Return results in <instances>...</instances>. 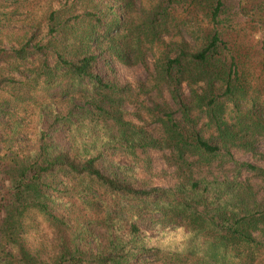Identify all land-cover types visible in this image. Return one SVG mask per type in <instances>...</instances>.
Segmentation results:
<instances>
[{
  "label": "trees",
  "instance_id": "trees-1",
  "mask_svg": "<svg viewBox=\"0 0 264 264\" xmlns=\"http://www.w3.org/2000/svg\"><path fill=\"white\" fill-rule=\"evenodd\" d=\"M244 2L261 41L228 0H0V264H264V167L234 156L264 141Z\"/></svg>",
  "mask_w": 264,
  "mask_h": 264
},
{
  "label": "rangeland",
  "instance_id": "rangeland-1",
  "mask_svg": "<svg viewBox=\"0 0 264 264\" xmlns=\"http://www.w3.org/2000/svg\"><path fill=\"white\" fill-rule=\"evenodd\" d=\"M231 3H233L234 9L231 11L230 16H226V19H228L230 25L234 26V27H238V28H243L245 29L247 38H251V40H253L254 42H258L261 41V39L263 38L262 32L258 31V30H254L253 29V25L250 22V18L247 13V11H245V13L243 14L242 8L245 5L244 0H228ZM180 14V13H179ZM177 15L175 16L177 20H182V19H186V15L185 14H181V15ZM179 22V21H178ZM194 27L195 30H207V24L202 22L200 19L197 18V20L193 19L192 23H191ZM250 34V35H249ZM188 39V38H186ZM151 54L154 53L153 50L150 52ZM152 56H149L147 58V63L149 68H152ZM115 71H116V77L118 78L119 82L121 84H132V86H134L137 83H142V82H146L147 81V87L149 86L150 82L152 81L148 75V72L145 68H143L142 66L138 65H125V64H115ZM167 95H164V98H166ZM159 103V102H158ZM257 155H255L254 157H251L250 154H242L240 152H236L234 153V156L236 158V160L241 161V162H250L254 165L260 166V167H264V141H261L258 143V147H257V151H256ZM149 157L151 159V163H152V168H153V176L155 177L156 175L159 176V178H154L153 181H151L152 185H162L163 187H165V182L163 179V173L166 172V174L168 175V173H170L172 170L169 169L166 165L165 162L161 156V154L156 153V152H149ZM145 176V175H144ZM169 176V175H168ZM257 179H251V182L256 184L257 183ZM39 221H42L41 219H38ZM53 229L51 227L48 226L47 223H41L39 224L36 234L38 237V241L41 244H45L48 245L49 240L53 239ZM35 237V236H34ZM35 237V238H36ZM31 238H32V234H31ZM54 240V239H53ZM172 240L175 241V245H174V251H179L180 249L182 250L185 247V240L184 237L182 239L181 237V241L178 242V236L174 237Z\"/></svg>",
  "mask_w": 264,
  "mask_h": 264
}]
</instances>
